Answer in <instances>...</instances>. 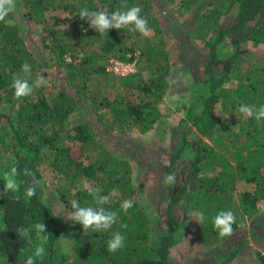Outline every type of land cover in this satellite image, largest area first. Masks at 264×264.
<instances>
[{
	"label": "trees",
	"instance_id": "1",
	"mask_svg": "<svg viewBox=\"0 0 264 264\" xmlns=\"http://www.w3.org/2000/svg\"><path fill=\"white\" fill-rule=\"evenodd\" d=\"M158 1L164 16L153 0H78L73 33H61L56 16L47 14L54 0H17V10L0 21V145L10 157L3 163L0 152V258L5 263L23 264L40 243L32 232L28 244L17 229L43 222L48 240L44 258L36 264H175L171 249L185 240L197 212L204 220L196 221L195 235L198 247L205 249L229 236L213 227L220 211L234 213L233 232L243 223L242 214L250 215L264 199V120L238 111L241 104L264 105V58L244 46L264 47V0ZM132 6H139L148 20L146 37L129 28L99 35L79 17L83 8L112 12ZM194 8L196 19L183 24L180 34L189 44L202 41L206 51L197 54L187 100L180 106L183 114L159 167L165 206L152 215L147 191L132 176L135 161L107 146L100 130L136 128L143 134L165 121L160 103L175 87L170 84L176 69L164 28L168 15ZM26 20L40 27L34 37L40 53L31 47ZM111 57L134 62L136 70L124 76L112 73L106 69ZM24 62L31 65L30 76L21 72ZM15 75L29 83L42 75L47 83L17 99L10 87ZM75 115L81 120L72 124ZM13 166L20 191L5 193L3 175ZM25 169L39 180L31 198L24 196L33 179L24 175ZM166 175H175L173 185L164 183ZM238 180L253 188L242 189L235 198ZM88 187H99L109 197L103 207L118 213L107 231L83 230L71 220L65 229L64 216L52 208V200L58 199L67 214L73 200L95 207ZM184 198L186 206L180 203ZM127 199L133 204L124 212L121 205ZM260 231L257 242L264 239V225ZM113 232L125 237L116 252L107 248ZM61 233L68 234L66 246ZM237 254H221L224 259L218 262L205 258L201 264H226ZM257 254L256 264H264V253ZM183 264L199 263L189 258Z\"/></svg>",
	"mask_w": 264,
	"mask_h": 264
},
{
	"label": "rangeland",
	"instance_id": "2",
	"mask_svg": "<svg viewBox=\"0 0 264 264\" xmlns=\"http://www.w3.org/2000/svg\"><path fill=\"white\" fill-rule=\"evenodd\" d=\"M76 1L78 0H54L53 8L47 11V14H53L56 16V24L58 29L65 33H73L76 26L75 12ZM155 10L159 14H165L166 10H161L162 2L153 0ZM77 6V5H76ZM195 12V13H194ZM198 10L194 8L192 11H186L185 13L174 12L168 15V23L164 28V35L168 39V44L172 48L171 58L172 64H175V72L173 82L171 86H175L170 91L164 94V101L160 103V107L163 112L162 121L157 126L149 129L143 134L137 133L136 128L127 130L124 133L110 132L100 130L103 142L113 150L120 151L128 155L136 163V168L132 170V176L135 184L142 186L148 193V204L152 208V215L156 214V211H162L165 206L164 198L166 196L163 188V174L159 168L161 163L166 159V146L172 143L173 136L170 135L172 131H175L178 118L182 116L183 112L180 106L187 100V94L189 93V83L192 79V74L196 69L198 63V52H205L206 47L202 41L190 42L186 41V37H181V27L183 24H188L191 19H196V13ZM167 14V13H166ZM164 16V15H163ZM54 19V20H55ZM26 35L29 37L31 47L35 50V53H40V45L36 38L37 29L39 26L34 24L30 20H26ZM191 23V22H190ZM244 46L250 48L254 57L264 58V47L261 45H253L247 42ZM109 58L106 63V69L112 70V60ZM133 62L129 63L132 65ZM132 72L136 70L133 64ZM179 67V69H177ZM52 68V67H51ZM184 68V69H183ZM113 73V72H112ZM125 73V75H127ZM124 76V75H121ZM143 76L147 77L146 70L143 71ZM100 87V86H99ZM2 101V105H3ZM71 123L81 120L80 115L72 117ZM161 119V120H162ZM237 129L235 126L233 128ZM64 139L66 137L64 136ZM74 145V144H73ZM0 152L2 155V162L8 163L10 161L9 151L4 146L0 145ZM43 173L47 174V170H43ZM49 176L47 175V178ZM87 184L86 182L84 183ZM244 188H253L251 183H245L243 181H236L234 196L237 198L239 192ZM52 200V199H51ZM52 208L57 214L63 215L64 220L67 222L66 228L69 225L67 218L68 214L64 204L58 200H52ZM182 206H186V199H182L180 202ZM241 219L243 223L238 226L228 237L221 239L217 244L209 248L198 247V240L195 235V218L191 217L188 222V233L185 240L182 243L177 244L171 249V259L175 264H183L189 258L193 259L196 263L201 264L205 258L213 259V261H220L224 258L220 257L221 254L230 253L231 251H237L236 258H229L226 264H256L258 263L257 252L264 253V239L261 242L258 236L262 226L264 225V199L258 200L255 210L250 214H242ZM65 226V225H64ZM252 226L254 228H252ZM254 229V230H252ZM263 232L261 233V235ZM61 242L63 246L68 240L67 233H61ZM244 239H248V244ZM247 241V240H246ZM247 244H245V243ZM244 243L245 246H241ZM0 264H7L0 258ZM214 264V263H213Z\"/></svg>",
	"mask_w": 264,
	"mask_h": 264
},
{
	"label": "clouds",
	"instance_id": "3",
	"mask_svg": "<svg viewBox=\"0 0 264 264\" xmlns=\"http://www.w3.org/2000/svg\"><path fill=\"white\" fill-rule=\"evenodd\" d=\"M17 10V0H0V21H4L11 13ZM141 8L132 6L124 11L119 9L109 12L105 9L89 10L83 8L79 11L81 20L89 21V27L93 28L99 35H107L109 29L120 30L129 28L130 31L138 32L143 36H148L150 28L146 17L140 15ZM131 26V27H130ZM21 72L24 76L31 75V65L24 62L21 66ZM47 81L44 76H37L32 83H29L27 78L15 75L13 76L10 87L13 89V95L19 99L33 94L34 89L46 85ZM238 111L245 117L255 118L257 121L264 120V105L254 108L251 105L241 104ZM17 168L11 167L3 175L4 192L18 193L20 184L17 181ZM25 176H32L31 185L24 190V196L31 198L36 195V189L39 185V180L35 179L34 174L25 169ZM166 185L175 183V175H166L164 177ZM87 191L93 197L95 207H82L77 201L71 202L72 211L68 213L67 218L73 223H78L83 230L92 229L94 232L107 231L112 228V225L118 219V213L114 210H106L103 205L109 201V197L101 195L99 187H88ZM132 200H124L121 205V210L127 212L132 207ZM198 223L203 222L204 216L202 212L195 214ZM235 222V215L232 211H220L213 218V227L217 229L220 235H230L232 233V224ZM35 232L39 244L35 245L32 254L27 256L23 264H36L37 260H42L45 255L44 243L48 240L45 235L46 226L43 222L36 223L31 227L20 226L17 229V234L23 237L28 244H32V236L30 233ZM125 237L120 232H113L111 238L107 241V248L110 252H116L124 245Z\"/></svg>",
	"mask_w": 264,
	"mask_h": 264
},
{
	"label": "built area",
	"instance_id": "4",
	"mask_svg": "<svg viewBox=\"0 0 264 264\" xmlns=\"http://www.w3.org/2000/svg\"><path fill=\"white\" fill-rule=\"evenodd\" d=\"M112 60V67H111V72H113L114 74H117V75H125V73H127L128 71L130 70H133L134 66V62L132 65H129V63L131 62H127V61H122L118 58H114V57H111ZM109 70V69H108ZM110 71V70H109ZM128 74V73H127Z\"/></svg>",
	"mask_w": 264,
	"mask_h": 264
}]
</instances>
